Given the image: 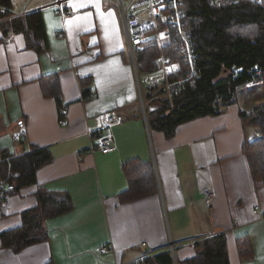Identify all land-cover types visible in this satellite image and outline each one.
<instances>
[{
	"label": "crops",
	"instance_id": "obj_1",
	"mask_svg": "<svg viewBox=\"0 0 264 264\" xmlns=\"http://www.w3.org/2000/svg\"><path fill=\"white\" fill-rule=\"evenodd\" d=\"M54 1L11 0L12 14L0 13V150L23 155L39 147L52 155L34 183L15 193L0 189V264H131L150 250L149 264H185L195 242L216 233L227 236L230 264H264V182L244 153L249 127L240 105L181 122L167 136L150 123L147 88L141 100L137 73L148 71L137 65L142 53L132 59L117 1L68 0L64 16ZM37 13L45 38L31 21ZM15 17H24L42 49L9 23ZM62 105L69 110L65 126ZM114 109L121 120L113 129L115 150L91 152L87 130ZM21 124L29 132L16 140ZM132 162L136 172L152 170L155 185L126 199ZM40 190L68 193L73 208L46 220V240L16 250L5 233L38 206ZM242 236L254 250L246 260L238 249Z\"/></svg>",
	"mask_w": 264,
	"mask_h": 264
},
{
	"label": "trees",
	"instance_id": "obj_2",
	"mask_svg": "<svg viewBox=\"0 0 264 264\" xmlns=\"http://www.w3.org/2000/svg\"><path fill=\"white\" fill-rule=\"evenodd\" d=\"M183 2L187 29L197 53L199 78L195 85L187 84L183 88L174 108L164 98L153 100L152 103H158L159 106L148 113L150 123L152 127L171 136L181 122L207 114H220L229 105L239 104L246 127H257L263 134L262 137L247 139L244 153L253 176L264 182V3H252L249 0H243L238 5L214 4L210 0ZM0 5L6 8L0 10L3 18L12 14L9 9L11 0H0ZM31 21L36 23V35L45 38L41 15L34 14ZM9 23L16 26V31L28 35L30 47L37 50L44 47L41 43L31 41L24 17H15ZM166 53L174 59L183 60L171 42L166 45ZM157 55V47L150 46L141 54L137 65L144 71H156L159 68ZM260 79L262 83L247 86L250 81ZM162 92L158 90L148 94L153 97ZM45 93L58 96L53 91L46 90ZM0 152L3 159L0 162V178L7 179V193L19 192L34 183L37 169L52 158L47 148L39 147L23 155H13L3 149ZM131 164L127 170L130 184L122 196L126 199L140 197L154 189L155 185L152 170L136 172L135 163ZM10 171H19L20 175H9ZM38 199L36 208L23 213V223L5 233L7 244L16 250L46 240V220L73 208L72 200L65 192L40 190ZM237 243L243 260L253 257V246L247 236L239 237ZM195 251V255L185 264H230L225 233L199 239L195 242Z\"/></svg>",
	"mask_w": 264,
	"mask_h": 264
},
{
	"label": "built area",
	"instance_id": "obj_3",
	"mask_svg": "<svg viewBox=\"0 0 264 264\" xmlns=\"http://www.w3.org/2000/svg\"><path fill=\"white\" fill-rule=\"evenodd\" d=\"M68 0H55L53 6L56 7L60 15L66 14V4ZM120 6L126 37L128 40L129 52L135 62L136 54L145 52L150 46H156L158 55L156 62L159 68L156 71L137 73V82L140 88L141 100L143 102L142 87L146 86L148 92L154 93L163 90L160 95L151 97L152 100L163 97L170 107L176 106V99L180 96L183 88L195 85L199 78L197 53L194 48L192 36L187 29L184 0H116ZM214 4L238 5L243 0H210ZM252 3H264V0H249ZM167 27L162 34V28ZM168 36V40L164 36ZM172 43L175 50L181 54L183 60L174 59L166 53V45ZM263 80L250 81L247 86L255 83H262ZM157 105L152 104L149 109L155 111ZM62 116L61 124L67 125L69 113L68 107L62 105L59 108ZM117 110H110L96 116L95 129H88L87 133L91 137V152L100 151L102 153L113 152L116 148L114 141V127L120 123ZM28 127L21 124V131L14 136L20 140L28 135ZM3 159H0V162ZM7 161L10 158H6ZM9 175L19 176V171H10ZM6 178H0V189L7 193L8 185ZM214 193L210 192L207 198L208 206L212 205ZM3 208L6 204L3 203ZM258 211V207L255 210ZM218 234V233H216ZM207 237V236H206ZM108 247H103L101 252H108ZM151 251V250H150ZM150 251H145L131 264H149L147 257Z\"/></svg>",
	"mask_w": 264,
	"mask_h": 264
},
{
	"label": "rangeland",
	"instance_id": "obj_4",
	"mask_svg": "<svg viewBox=\"0 0 264 264\" xmlns=\"http://www.w3.org/2000/svg\"><path fill=\"white\" fill-rule=\"evenodd\" d=\"M166 29H168V28L167 27L162 28V30H161L162 34H164L166 32ZM164 39L168 40V36H164ZM156 58H157V56H156ZM142 88L144 89V92H145L146 91V86L143 85ZM248 127H249V135H248L249 138H253L254 139L255 137H262L263 136V134L261 133L259 128L254 127L252 125H248ZM251 130H252V132H251Z\"/></svg>",
	"mask_w": 264,
	"mask_h": 264
}]
</instances>
